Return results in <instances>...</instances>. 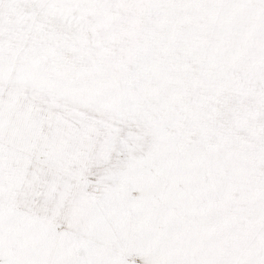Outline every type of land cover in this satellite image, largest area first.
Returning a JSON list of instances; mask_svg holds the SVG:
<instances>
[{
  "label": "snow or ice",
  "instance_id": "1",
  "mask_svg": "<svg viewBox=\"0 0 264 264\" xmlns=\"http://www.w3.org/2000/svg\"><path fill=\"white\" fill-rule=\"evenodd\" d=\"M72 2L0 0V40L8 9ZM78 2L152 23L32 150L49 224L9 211L0 107V264H264V0Z\"/></svg>",
  "mask_w": 264,
  "mask_h": 264
},
{
  "label": "rangeland",
  "instance_id": "2",
  "mask_svg": "<svg viewBox=\"0 0 264 264\" xmlns=\"http://www.w3.org/2000/svg\"><path fill=\"white\" fill-rule=\"evenodd\" d=\"M7 12L14 32H6L0 40V107L8 137L3 151L13 187L9 211L14 218L49 224L47 213H37L28 202L30 196H38L41 185L40 178H28L32 150L58 131L64 123L62 113L71 114L78 106L96 102L87 88L76 86L77 82L90 77L96 67L113 64L138 49L152 19L147 13L117 4L78 0L62 8H10ZM16 33H20L19 38ZM20 36L28 39L27 44ZM36 43L40 46L35 47ZM34 58L35 71H42L36 78L28 76L27 69L11 65L13 60L28 63ZM22 179L27 182L25 199H19L16 192L22 188Z\"/></svg>",
  "mask_w": 264,
  "mask_h": 264
},
{
  "label": "bare ground",
  "instance_id": "3",
  "mask_svg": "<svg viewBox=\"0 0 264 264\" xmlns=\"http://www.w3.org/2000/svg\"><path fill=\"white\" fill-rule=\"evenodd\" d=\"M9 20V19H8ZM17 21H21V19L20 20H17ZM23 27H21V29H22ZM26 28V27H25ZM18 30H20V28L18 29ZM18 30H17V32H18ZM23 30H24V28H23ZM22 31V30H21ZM6 32H14V30H13V28L12 27H9V25L7 26V29H6ZM5 32V33H6ZM25 32V31H24ZM17 34V33H16ZM18 34H20V33H18ZM17 34V37L19 36ZM24 35V34H23ZM22 35V36H23ZM22 36H20V41H22V42H25L26 44H27V42H28V39L27 38H24V37H22ZM19 38V37H18ZM9 40V39H8ZM38 46H40V44H38V43H36V46L35 47H38ZM43 47H44V45H43ZM16 48V47H15ZM36 59L34 58V59H32L30 62H28V63H18V61H16V60H11V61H9V62H11V65L14 67V68H17V66H18V69L19 70H23L24 68L25 69H27L28 70V76H30V77H34V78H36L37 76H40V75H42V71L40 70V72H36L35 71V66H34V64L36 63V61H35ZM31 63V64H30ZM48 66V65H47ZM11 67V66H10ZM12 68V67H11ZM24 69V70H25ZM38 69V68H37ZM39 69H41V68H39ZM12 70H13V68H12ZM39 71V70H38ZM24 72V71H23ZM27 71H25L24 73H26ZM28 76H27V78H28ZM35 82V81H34ZM33 82V83H34ZM32 84V83H31ZM35 85V84H34ZM34 88H38V86L37 87H34ZM39 90V89H38ZM41 93H43L42 91H40ZM46 98V97H45ZM25 184H27V182L24 180V179H22V188L21 189H19V190H17L16 192L19 194V199H25V198H27L28 197V195H26L27 194V191H25V193H24V190L26 189V185ZM12 189H13V187H12ZM24 189V190H23ZM30 193H32V190L30 191Z\"/></svg>",
  "mask_w": 264,
  "mask_h": 264
}]
</instances>
